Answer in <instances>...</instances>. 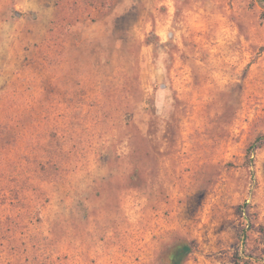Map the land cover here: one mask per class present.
Wrapping results in <instances>:
<instances>
[{
    "label": "rangeland",
    "instance_id": "1",
    "mask_svg": "<svg viewBox=\"0 0 264 264\" xmlns=\"http://www.w3.org/2000/svg\"><path fill=\"white\" fill-rule=\"evenodd\" d=\"M179 242L264 264V0H0V264Z\"/></svg>",
    "mask_w": 264,
    "mask_h": 264
},
{
    "label": "trees",
    "instance_id": "2",
    "mask_svg": "<svg viewBox=\"0 0 264 264\" xmlns=\"http://www.w3.org/2000/svg\"><path fill=\"white\" fill-rule=\"evenodd\" d=\"M150 42V40L148 39ZM262 146L260 139H256L247 149L246 159L253 165L251 156L254 151ZM193 252V247L187 242H179L171 246L167 253V264H185L188 257Z\"/></svg>",
    "mask_w": 264,
    "mask_h": 264
}]
</instances>
